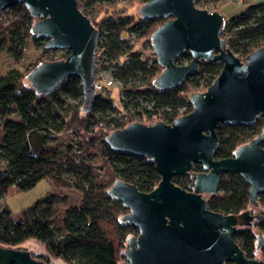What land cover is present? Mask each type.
<instances>
[{
	"label": "trees",
	"instance_id": "16d2710c",
	"mask_svg": "<svg viewBox=\"0 0 264 264\" xmlns=\"http://www.w3.org/2000/svg\"><path fill=\"white\" fill-rule=\"evenodd\" d=\"M228 1L194 0V4L201 10L215 6L214 11H219ZM76 2L98 31L103 59L97 66L119 84L120 108L110 96L100 95L91 109L83 112L81 85L75 78L64 81L53 93L39 96L24 83L34 67L25 72L11 67L0 74V202L10 192H27L42 180H48L55 190L70 189L80 194L79 206L66 209L59 225L53 222L54 208L63 199L55 192L22 210L17 221L12 220L4 203L0 204V246L17 248L34 240L62 264H119L127 239L138 233L121 226L119 219L125 209L108 195V190L120 180L147 194L160 178L148 159L113 153L105 138L131 123L171 124L190 113V97L209 87L222 64L201 62L196 75L177 89L157 90L153 82L163 69L152 54L143 57L132 40L145 39L151 44V35L166 21H142L139 17L135 22L131 16L121 15L108 16L96 24L91 16L97 17V7L112 5L116 0ZM7 10L0 36H4L6 53L16 64L21 62L29 39L35 46L41 40L31 35L34 19L23 5ZM221 38L240 61L264 48V3L249 6L239 17L225 21ZM190 60L185 53L175 63L183 65ZM260 127L220 126L214 158L232 157L238 147L255 138ZM200 172L202 168L194 165L189 174ZM189 174L174 177L172 182L191 191ZM248 190L249 185L239 175L222 176L218 193L206 200L207 209L238 216L249 206ZM257 201L264 208V193ZM260 229L264 232V223ZM233 241L246 258H257L258 253L259 264H264V248L255 250L251 231L236 232ZM33 257L49 264L44 256Z\"/></svg>",
	"mask_w": 264,
	"mask_h": 264
},
{
	"label": "water",
	"instance_id": "95a60500",
	"mask_svg": "<svg viewBox=\"0 0 264 264\" xmlns=\"http://www.w3.org/2000/svg\"><path fill=\"white\" fill-rule=\"evenodd\" d=\"M15 5H23L34 19L30 32L46 41L44 50L69 52L65 59L38 61L24 83L46 96L67 79H78L81 110L88 112L96 99L98 31L76 0H0V16ZM139 16L142 21L167 20L150 37L152 53L163 69L154 79L155 89H177L196 75L201 62H220L222 69L205 92L190 97V113L171 124L131 123L105 138L113 153L148 159L160 178L147 194L120 180L108 190L128 211L119 219L121 226L138 233L127 239L119 264H259L256 258L245 257L233 235L249 220L263 217H249L246 211L238 216L213 213L206 200L218 193L221 177L229 174L239 175L249 185L250 204L256 206L264 193V149L259 147L264 129L232 157L214 158L220 126L247 128L264 114V48L240 61L221 39L225 22L221 13L197 9L194 0H149L140 6ZM185 53L190 62L177 65L175 60ZM194 165L202 172L193 176L191 191L172 182L191 173ZM261 247L257 242L255 250ZM256 256L260 259V254ZM0 264L45 263L24 247L0 246Z\"/></svg>",
	"mask_w": 264,
	"mask_h": 264
},
{
	"label": "rangeland",
	"instance_id": "374dc122",
	"mask_svg": "<svg viewBox=\"0 0 264 264\" xmlns=\"http://www.w3.org/2000/svg\"><path fill=\"white\" fill-rule=\"evenodd\" d=\"M264 3V0H229L224 6L221 7L220 13L223 16V19L227 22L232 20L233 18L239 17L243 14L249 6H255ZM141 0H116V2L112 5L105 6L101 5L97 7L99 10L97 17L91 19H95L93 22L98 23L101 19L106 18L108 16H113L115 18L126 15L131 16L134 21L139 20V8L141 5H144ZM197 8V7H196ZM210 12L214 11L215 6H207L206 7ZM198 9V8H197ZM8 10H5L1 13L0 23H3L4 16L7 14ZM170 19V18H169ZM167 21V20H165ZM96 28V27H95ZM97 30V29H96ZM35 37V36H33ZM222 39V38H221ZM223 40V39H222ZM133 45L137 49H141L142 53L145 56L150 57L152 53L151 44L147 42L145 39H135L132 40ZM46 45V41H39L35 46L31 39H29L25 45L24 55L20 63H16L12 60V58L6 53L5 50V42L4 36H0V74H2L5 70L11 67L17 68L21 72H25L28 69L36 67L38 65V61H55L60 59H65L67 50H59V51H46L44 50V46ZM154 56V55H153ZM244 62V61H242ZM105 72L102 71L97 64L95 65V76L105 75ZM204 89H200L197 93L205 92ZM107 95L110 96V100L114 105L119 107L120 93L119 87H114L107 91ZM120 108V107H119ZM11 118H14L11 117ZM190 179L193 180V175L189 174ZM55 192L59 195H62L63 201L58 204L54 208L53 222L56 225H59L61 222L62 215L64 211L68 208L77 207L80 204V194L74 190H55L51 183L48 180L40 181L33 189L19 193V192H10L1 202L4 203L7 209L10 212V216L12 220L17 221L20 218V213L22 210L30 207L32 204L36 203L41 198L46 195ZM128 213L127 210L124 211L123 215ZM20 247L26 248L27 251H32V254L35 257H42L49 262V264H56L52 257H49L44 247L37 243L34 240H28L24 242ZM124 260V259H123ZM122 260V261H123Z\"/></svg>",
	"mask_w": 264,
	"mask_h": 264
},
{
	"label": "flooded vegetation",
	"instance_id": "af4514ba",
	"mask_svg": "<svg viewBox=\"0 0 264 264\" xmlns=\"http://www.w3.org/2000/svg\"><path fill=\"white\" fill-rule=\"evenodd\" d=\"M250 127H256V128H259L260 127V131L255 136V138L257 136H259L261 134L262 129H264V114H261V116L258 117L257 120L255 121V123L252 126H250ZM250 127H247V128H250ZM263 145H264V141H262L259 144V147L262 148V149H264L263 148ZM256 202H257V205L256 206L249 203V206H248V208L245 211L248 212L249 217L259 216V217H263V219L260 220L258 218H253V219L249 220V223L246 226H241L238 229L237 232L243 231V230H249V231H251L254 234V236H255V247L257 245V242H259L260 244H262V247L257 251V252H259L261 249L264 248V232H262L261 229H260L262 223H264V208L259 204L258 201H256ZM250 206H252V208H249ZM245 211H243V212H245ZM242 213H240V214H242ZM254 230H257L258 232H254ZM256 259L259 261L258 258H256Z\"/></svg>",
	"mask_w": 264,
	"mask_h": 264
},
{
	"label": "built area",
	"instance_id": "2783aa9c",
	"mask_svg": "<svg viewBox=\"0 0 264 264\" xmlns=\"http://www.w3.org/2000/svg\"><path fill=\"white\" fill-rule=\"evenodd\" d=\"M99 38H98V44H99ZM151 47V46H150ZM143 57H145V55H142ZM95 58V65L99 64L100 61L103 59V55L101 50H99V48L97 47V51L94 55ZM105 75H99L94 77V90H95V94H96V98L100 95H107V91L109 89H112L114 87H119V84L117 82H115L108 73H104Z\"/></svg>",
	"mask_w": 264,
	"mask_h": 264
},
{
	"label": "crops",
	"instance_id": "0c3cea01",
	"mask_svg": "<svg viewBox=\"0 0 264 264\" xmlns=\"http://www.w3.org/2000/svg\"><path fill=\"white\" fill-rule=\"evenodd\" d=\"M219 12H220V10H219Z\"/></svg>",
	"mask_w": 264,
	"mask_h": 264
}]
</instances>
